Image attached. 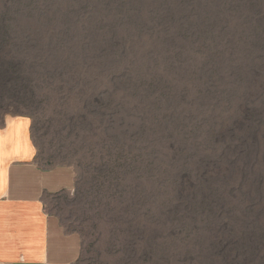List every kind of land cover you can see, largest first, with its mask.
Listing matches in <instances>:
<instances>
[{
	"label": "rangeland",
	"instance_id": "374dc122",
	"mask_svg": "<svg viewBox=\"0 0 264 264\" xmlns=\"http://www.w3.org/2000/svg\"><path fill=\"white\" fill-rule=\"evenodd\" d=\"M18 116L76 264H264V0H0Z\"/></svg>",
	"mask_w": 264,
	"mask_h": 264
},
{
	"label": "bare ground",
	"instance_id": "6f19581e",
	"mask_svg": "<svg viewBox=\"0 0 264 264\" xmlns=\"http://www.w3.org/2000/svg\"><path fill=\"white\" fill-rule=\"evenodd\" d=\"M31 128L24 116L0 127V264H76L80 237L46 207V194L73 190L75 171L41 166Z\"/></svg>",
	"mask_w": 264,
	"mask_h": 264
}]
</instances>
